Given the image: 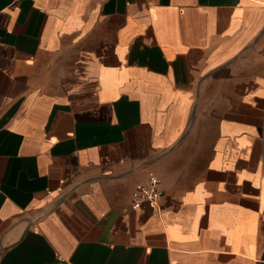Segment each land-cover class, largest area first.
I'll list each match as a JSON object with an SVG mask.
<instances>
[{"label": "crops", "instance_id": "1", "mask_svg": "<svg viewBox=\"0 0 264 264\" xmlns=\"http://www.w3.org/2000/svg\"><path fill=\"white\" fill-rule=\"evenodd\" d=\"M0 264H264V0H0Z\"/></svg>", "mask_w": 264, "mask_h": 264}, {"label": "built area", "instance_id": "2", "mask_svg": "<svg viewBox=\"0 0 264 264\" xmlns=\"http://www.w3.org/2000/svg\"><path fill=\"white\" fill-rule=\"evenodd\" d=\"M160 198L159 182L156 178L150 177L145 184L135 188L131 196V204L133 208H138L141 204H148L157 209Z\"/></svg>", "mask_w": 264, "mask_h": 264}]
</instances>
